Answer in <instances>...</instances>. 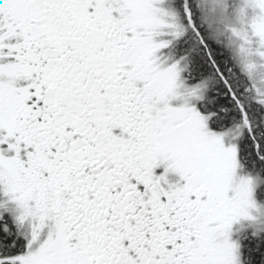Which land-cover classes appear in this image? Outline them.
Here are the masks:
<instances>
[{
	"label": "flooded vegetation",
	"instance_id": "af4514ba",
	"mask_svg": "<svg viewBox=\"0 0 264 264\" xmlns=\"http://www.w3.org/2000/svg\"><path fill=\"white\" fill-rule=\"evenodd\" d=\"M184 2L0 0V169L45 220L27 238L0 186V264L199 263L241 166L178 98L199 84L169 26Z\"/></svg>",
	"mask_w": 264,
	"mask_h": 264
},
{
	"label": "rangeland",
	"instance_id": "374dc122",
	"mask_svg": "<svg viewBox=\"0 0 264 264\" xmlns=\"http://www.w3.org/2000/svg\"><path fill=\"white\" fill-rule=\"evenodd\" d=\"M128 1L131 7L135 8V11L149 10L155 1L165 2V5L172 9L171 3L174 2V0ZM189 2L191 12L194 14L196 11L203 10V15L206 18L204 22L209 24L206 28H210L211 32L219 36V41L223 40L224 43L226 42L230 46L252 83L257 101L264 106V0H189ZM181 7L184 8V5H181ZM184 9L183 14L180 10L173 11L171 14L173 19L176 20L172 23L169 22V26L172 28L171 33L174 36L182 33H185L183 35L185 36L187 33L184 20L187 8ZM198 17L201 18V15L198 14L197 19ZM145 23L147 25L151 24L149 21H145ZM173 55H176V53ZM186 68L185 71L188 73V64ZM189 78L190 86L201 84L196 82L195 78ZM198 85L193 86L194 88L182 86L178 98L180 99L182 94H186L187 100L193 104L198 103L201 107L200 103L204 100L209 89H207V85L201 84L199 87ZM190 90L193 91L191 96L187 94ZM175 95L174 92H169L166 99H175L177 98ZM172 112L174 111H171L169 115ZM1 130L0 128V140L4 137L6 141H9L8 135L3 134ZM220 132L229 138V141L233 140L239 153L237 146L238 132L222 131V129H220ZM175 138H177L176 142L179 148L183 147L185 143L183 136L177 134ZM186 148L187 146L181 153H184ZM1 151L0 145V153ZM227 153H229V150H227ZM259 185L260 178L256 175L253 176L248 171L246 172L245 169H242L241 176L233 179L230 200L227 202L226 208L218 215L216 225L211 228L198 264L241 263V237L243 234L251 233L254 235L264 230V204L256 196ZM0 186L4 206L12 210L24 235L31 238L40 228V225L42 226V223L45 222L42 218L43 215L38 212L36 206L29 207L24 198L18 194L13 183L3 178L2 169H0ZM52 246L53 241L49 240L43 249V256H47L46 251L51 249Z\"/></svg>",
	"mask_w": 264,
	"mask_h": 264
},
{
	"label": "trees",
	"instance_id": "16d2710c",
	"mask_svg": "<svg viewBox=\"0 0 264 264\" xmlns=\"http://www.w3.org/2000/svg\"><path fill=\"white\" fill-rule=\"evenodd\" d=\"M189 3L184 2L186 11ZM196 13L191 12L193 17L184 19L187 33L180 39L178 51L188 59L190 77L209 89L200 108L211 116L213 127L238 132L242 164L260 178L256 196L264 204V106L257 101L252 83L230 46L206 28L209 24L204 22L203 10ZM0 237L2 249L13 251L11 242ZM240 264H264V230L243 234Z\"/></svg>",
	"mask_w": 264,
	"mask_h": 264
}]
</instances>
